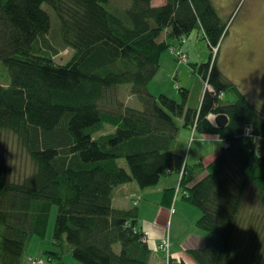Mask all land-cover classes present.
I'll return each mask as SVG.
<instances>
[{"label": "trees", "instance_id": "trees-1", "mask_svg": "<svg viewBox=\"0 0 264 264\" xmlns=\"http://www.w3.org/2000/svg\"><path fill=\"white\" fill-rule=\"evenodd\" d=\"M152 2L130 0L122 10L110 0H0V137L30 163L19 170L0 148V264H64L68 254L81 264H149L137 199L119 208L114 198L121 187L143 191L170 174L179 184L162 204L172 211L180 197L208 234L202 248L186 251L196 264H264V107L217 67L227 23L211 0ZM42 5L58 20L53 33ZM196 29L216 52L192 66L200 100L185 88L180 101L152 95L162 55ZM64 50L71 58L59 64ZM124 85L141 109L121 100ZM209 115L228 122L215 127ZM180 128L224 146L212 162L188 165ZM53 206L52 250L32 260L28 247L45 239ZM167 264L187 263L170 256Z\"/></svg>", "mask_w": 264, "mask_h": 264}, {"label": "rangeland", "instance_id": "rangeland-1", "mask_svg": "<svg viewBox=\"0 0 264 264\" xmlns=\"http://www.w3.org/2000/svg\"><path fill=\"white\" fill-rule=\"evenodd\" d=\"M110 1L112 8L124 10L130 6V0ZM211 2L219 17L227 23V33L220 43L216 58L217 67L224 77L239 88L251 104L263 108L264 0H211ZM42 9L50 17V32L53 33L59 26L58 20L46 5H42ZM48 39H51V35L48 36ZM177 48L175 51H179L181 48L180 52L186 54L185 63L173 62L169 56L172 58L174 56L169 54V51L164 52L160 62L165 58L168 63H166L165 68H161L160 65L156 76L148 84V90L154 96L164 94L170 99L180 101L178 89L185 88L190 90V101L194 102L195 94L201 88V84L196 74L193 73L192 66L207 63L211 53L214 59L216 52L209 50L206 41L203 39L201 29L194 30L185 38V43ZM71 55L72 51L68 54V50H64L59 52L55 60L59 64H65L70 60ZM128 88V85L121 87V100L130 107L141 109L139 102L134 97L129 96ZM231 98V95L225 93L223 101H230ZM176 122L181 123L180 119H176ZM197 138H202V140L193 143L192 153L195 154V159L199 154L205 164L212 162L219 155L221 148L224 146L223 143L214 137L199 136L190 130L180 128L178 141H185L183 146L187 153L186 162L188 161L189 164L199 162V160L194 161L193 158L187 157L188 148L191 146L192 141ZM0 148L2 152L10 153V157L13 156L16 164L20 166L19 170L24 169L27 171L30 168L29 161L23 154L18 152L11 137H0ZM169 180L174 182L176 177L168 179V182ZM248 193L251 192L248 191ZM136 199L137 203L140 202L136 206L139 212L138 224L143 227L144 232L148 235L150 230L151 234L154 225L156 230H161L162 238L155 240L154 247L156 248L168 236L169 248L166 252L156 248L161 256L158 264H167L170 253L171 255L175 252L183 253L181 249L194 235L199 238L208 236L207 233L195 227L197 217L200 215L198 210L185 203L180 197L178 201H174L172 211L162 204L163 195H152L143 198L141 201H138L137 196ZM248 200L249 195L245 198L246 202ZM128 207L129 205L125 208ZM55 214L56 207L53 206L49 213L46 236L43 242H40L36 237L32 238L27 250L30 259L40 260L39 257L42 251L52 250L50 242L52 240ZM116 250H118L117 247ZM184 257L187 259L188 264H196L187 253ZM63 260L64 264H81L74 260L70 254L64 256Z\"/></svg>", "mask_w": 264, "mask_h": 264}, {"label": "crops", "instance_id": "crops-1", "mask_svg": "<svg viewBox=\"0 0 264 264\" xmlns=\"http://www.w3.org/2000/svg\"><path fill=\"white\" fill-rule=\"evenodd\" d=\"M164 2H165V0H153L152 4L154 6H161L164 4ZM169 57L173 62L175 61L174 58H172L171 56H169ZM166 63H168V60H166L164 58V60H162V62H161V68H163V67L165 68ZM202 94H203V89L200 88L198 90V92L195 94V101H194L195 103H197L200 100ZM199 140H202V138H197L194 141H192L191 146L187 150L188 151L187 157L193 158L194 161H196V160L203 161V158L199 157V154H198V157H196V159H195V154L192 153L193 143L194 142H200ZM183 142H185V141H183V140L181 141L182 145H183ZM220 142L223 143L222 141H220ZM223 145H224V143H223ZM187 164L192 165L195 163L189 164L187 161ZM172 177H176V180L174 182H171L169 180V182H168V179H170ZM178 182H179V176L176 174H170V175L165 176L164 178H161L155 187L145 189L143 191H140L134 184L126 185L124 187H121L117 191L115 198H114L115 205L118 206L119 208H125L128 205L130 207V206H132L133 200L136 199V196H139L140 201H141L143 198L150 197L152 195H163L165 190L175 188V186L178 184ZM176 201H178L177 198H176L175 202ZM138 204H140V202L137 203L136 206H138ZM152 227H153V232L151 234H150V230H149V232L147 231L148 235H149L148 236V238H149L148 244H149L150 249L153 252V257L150 260L149 264H158V262H159L158 260H161V256H160V253L154 247L155 246L154 244L156 242L155 240H157L158 238H162V234H161L160 229L156 230L155 225ZM141 228L143 230L142 226H141ZM159 241H157V242H159ZM204 242H205V237L199 238L197 235H194L181 249L183 251V253L182 252H175L174 254H172L170 256H171V258H174V259H183L188 264L187 259L184 257L186 251L190 250V249L202 248L204 245Z\"/></svg>", "mask_w": 264, "mask_h": 264}, {"label": "built area", "instance_id": "built-area-1", "mask_svg": "<svg viewBox=\"0 0 264 264\" xmlns=\"http://www.w3.org/2000/svg\"><path fill=\"white\" fill-rule=\"evenodd\" d=\"M185 43V41H182V44H184ZM177 47H172V48H170V50H169V52H170V54L172 55V56H174V58L178 61V62H180V63H185V61H186V59H187V56H186V54L185 53H182V52H180L181 51V49L179 50V51H175V49H176ZM178 49V48H177ZM207 90H209V91H211V88L210 87H207L206 88ZM220 97H221V95H220ZM215 118H216V116H214V115H209L208 117H207V120L212 124V125H214V120H215ZM145 234V236H146V238H147V234H146V232L144 233ZM160 251H163V252H166V250L169 248V243H168V240H163L159 245H158V247H157ZM38 263H41V262H38Z\"/></svg>", "mask_w": 264, "mask_h": 264}, {"label": "water", "instance_id": "water-1", "mask_svg": "<svg viewBox=\"0 0 264 264\" xmlns=\"http://www.w3.org/2000/svg\"><path fill=\"white\" fill-rule=\"evenodd\" d=\"M227 122H228V119L225 115H219V116H216L214 120V126L222 129L226 126Z\"/></svg>", "mask_w": 264, "mask_h": 264}]
</instances>
